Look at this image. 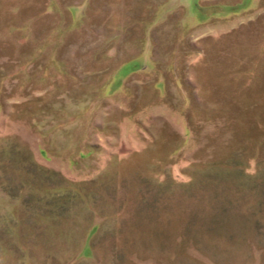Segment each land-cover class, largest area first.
Segmentation results:
<instances>
[{
  "label": "rangeland",
  "instance_id": "obj_1",
  "mask_svg": "<svg viewBox=\"0 0 264 264\" xmlns=\"http://www.w3.org/2000/svg\"><path fill=\"white\" fill-rule=\"evenodd\" d=\"M0 264H264V0H0Z\"/></svg>",
  "mask_w": 264,
  "mask_h": 264
}]
</instances>
